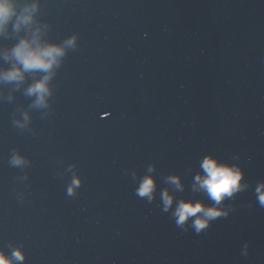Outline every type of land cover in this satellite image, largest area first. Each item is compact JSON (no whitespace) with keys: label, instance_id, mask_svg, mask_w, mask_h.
Returning a JSON list of instances; mask_svg holds the SVG:
<instances>
[{"label":"water","instance_id":"1","mask_svg":"<svg viewBox=\"0 0 264 264\" xmlns=\"http://www.w3.org/2000/svg\"><path fill=\"white\" fill-rule=\"evenodd\" d=\"M20 3L37 4L33 24L0 33V72L37 28L42 44L74 40L43 104L28 88L44 72L0 79V251L19 248L13 264H264V0ZM208 155L241 172L219 204L195 181ZM148 176L151 198L138 194ZM181 201L226 214L197 231L202 213L177 223Z\"/></svg>","mask_w":264,"mask_h":264},{"label":"clouds","instance_id":"2","mask_svg":"<svg viewBox=\"0 0 264 264\" xmlns=\"http://www.w3.org/2000/svg\"><path fill=\"white\" fill-rule=\"evenodd\" d=\"M37 9L36 3H20V0H0V33L6 32L9 25H12L13 31L19 32L22 28L31 27L33 24L34 14ZM74 38L67 40L63 45L60 44H42L40 42V30L37 28L31 39L28 36L23 37L11 49V52H5V58H11L15 61L10 69L0 72V79L6 81H19L23 75L29 71L44 72L45 75L28 88V94L37 95V104H43L46 96L49 94L48 80L51 76V69L58 64L59 59L64 54V49L73 43ZM14 163H21L19 157L14 158ZM203 175L197 174L195 177L196 184L207 191L210 199L219 204L225 196H230L234 191L240 188L241 172L234 166L226 162H221L218 158L208 155L202 163ZM172 184L179 186L178 177H170ZM79 183V180L73 181V187ZM154 188V181L151 176L144 179L138 194L141 196L149 195ZM71 188L69 192H71ZM259 193L258 199L264 204V184L257 188ZM163 200L165 209L172 203V196L167 190L164 191ZM202 213L193 221V226L199 231L206 227L208 220L226 214L222 209L215 206L205 207L201 201H181L177 206L174 215L177 217V223L182 224L186 218ZM24 259L23 252L17 248L9 256L7 253L0 251V264H13V261Z\"/></svg>","mask_w":264,"mask_h":264}]
</instances>
